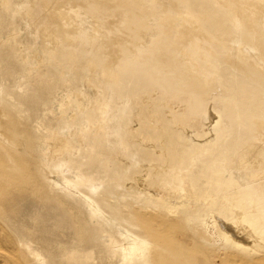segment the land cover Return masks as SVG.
<instances>
[{"label": "rangeland", "instance_id": "1", "mask_svg": "<svg viewBox=\"0 0 264 264\" xmlns=\"http://www.w3.org/2000/svg\"><path fill=\"white\" fill-rule=\"evenodd\" d=\"M45 1L55 0H0V177L19 165L39 172L37 195L12 197L10 214L0 209V264H54L51 255L264 264V0H209L222 19L183 0H58L62 14ZM187 9L205 34L183 37L178 14ZM87 14L96 30L82 25ZM88 88L95 106L81 102ZM54 136L68 144L56 156ZM168 145L178 148L169 163ZM107 189L120 217L164 218L167 245L143 238L144 258L125 259L122 246L140 230L107 222Z\"/></svg>", "mask_w": 264, "mask_h": 264}, {"label": "bare ground", "instance_id": "2", "mask_svg": "<svg viewBox=\"0 0 264 264\" xmlns=\"http://www.w3.org/2000/svg\"><path fill=\"white\" fill-rule=\"evenodd\" d=\"M184 2H187L194 10H202V11H205L206 14H212L213 16L215 17H218L220 19L223 18V14L220 12V11H216V10H213L209 7L210 5V1L209 0H183ZM45 4L46 6H48V8H50L48 11L50 13V11H53L55 13H59V14H62L63 11H62V8H63V5L58 1V0H55L54 2L52 3H49L47 1H45ZM262 7H258L256 8L257 11L261 10ZM255 10V11H256ZM262 11V10H261ZM179 18L181 20V30H183L184 34H183V37L184 38H191L193 35L195 34H198V35H201V34H205L206 31L202 28L201 24H200V21H199V17L197 16V14L191 12L189 9L183 11V12H180L179 14ZM55 17V15H54ZM238 22V20H236ZM82 25L85 27V28H90L91 30H96L97 29V26H98V22H97V18L94 16V15H91V14H87L85 15L83 21H82ZM88 25V27H86ZM79 30V29H78ZM84 30V29H83ZM89 30V29H88ZM85 31V30H84ZM87 31V29H86ZM219 32H221L224 36L226 37H231L233 35V32L228 29V28H223V29H220L218 30ZM45 35L47 39H51L55 42H57V39H56V36L54 35H49V34H43ZM46 39V40H47ZM56 45V44H55ZM241 47H245L244 45H240ZM240 47V48H241ZM54 48V47H52ZM245 50V49H244ZM249 54V53H248ZM253 54V53H252ZM251 55V54H250ZM94 66V65H93ZM95 69V68H94ZM112 73V72H111ZM88 87V86H87ZM96 92V90H94ZM97 94V93H96ZM96 94L94 95V92L92 93V89L88 88V91L86 92V95H84V97L81 99V102L84 104L90 102L91 104H95V102L97 101V97H96ZM79 96V95H77ZM80 98V97H79ZM128 100V99H127ZM98 104V103H97ZM91 105V106H93ZM95 106V105H94ZM210 120V119H209ZM263 123V122H262ZM261 124V123H260ZM137 127V126H136ZM90 128V127H89ZM83 136V134H82ZM171 144V142H169ZM259 144V146L263 147L264 145V135L259 139V141L257 142ZM50 146H51V155L52 156H56V154L59 153V151L63 150L65 147H66V139H63L62 137H58V136H54L52 140H50ZM68 145V144H67ZM173 145V144H172ZM173 150H178V148L174 145V146H171V145H168V147L166 148L165 150V154H166V162L169 163L170 159L173 157L172 154H171V151L170 149ZM183 150V149H181ZM181 150H179V152L181 153ZM178 153V152H177ZM146 157L149 158V161L153 164V166L157 169V170H165V169H168V165L169 164H166L165 162L163 163H159L155 160L154 156L152 155L150 157V153H145ZM2 156V155H1ZM176 156H174L175 158ZM51 159V158H50ZM52 160V159H51ZM3 161V160H2ZM6 164V163H5ZM165 168V169H164ZM16 172H18L17 174H7L6 176H1L0 177V180L4 179L3 181L5 182V185H0V209H4L6 211V213L10 214L11 210H12V207H11V203H10V200L12 197H32L34 195H37V175L39 172H37V170H33L32 168H27V167H24V166H21L19 165L18 168L16 170H14ZM11 172V171H10ZM46 172V171H45ZM50 176V174H49ZM40 178V177H39ZM144 178H137L135 181L138 182V183H142V180ZM64 180V179H63ZM65 181V180H64ZM86 181V179H85ZM61 182V181H59ZM66 183V182H65ZM92 183V182H91ZM88 184V182H87ZM94 185H96L95 187H97V183H95ZM59 186H61L63 189L67 190V191H71L73 190L71 188V186L67 185V184H64L62 183V185L60 184ZM93 184L91 185L90 188H92ZM141 186V185H140ZM73 187V186H72ZM94 188V187H93ZM96 189V188H95ZM152 190H155V189H152ZM155 192H157L159 194V196H163L165 197V193H163L162 191H160L159 189L155 190ZM156 193V194H157ZM157 194V195H158ZM79 195V194H78ZM81 195V194H80ZM112 195V192L111 190L107 189L104 191L103 195H102V198L99 200V203L101 204L100 206L102 207H105L107 208L110 213L107 214V219H108V223H109V220H113V221H119V222H124V223H127L130 227H133V228H138L140 231V234H138L139 238H133V241L129 244H125L122 246V249H123V256L125 259H128V258H132V257H137L139 259H142L144 258V252H143V249L144 247L142 246L143 244V238H152V240L154 241H157V242H160L163 244H166L167 245V242L169 241L168 237L166 235L167 234V221L164 219V218H155L154 215H148V212L147 214H143L139 211H135L134 213L130 214V216L128 218H122L120 217L119 215V212L117 211V209H114L110 206L109 204V198L110 196ZM86 200V199H85ZM90 204V207H92V213H91V217L97 215L98 213H100V210L97 208V206H95L93 203H89ZM99 206V207H100ZM90 209V208H89ZM136 209V208H135ZM101 214V213H100ZM99 215V214H98ZM155 215H158V214H155ZM97 217V216H96ZM95 217V218H96ZM158 217V216H157ZM160 217V216H159ZM170 217V216H169ZM94 218V217H93ZM106 218V217H105ZM170 220V219H168ZM106 222V220H104ZM172 221V220H171ZM175 221V219H174ZM112 222V221H111ZM177 222V220L175 221V223ZM121 224V223H120ZM174 225V224H173ZM2 226V225H1ZM171 226V225H170ZM176 226V225H175ZM173 226V227H175ZM1 228V231H2V228L3 227H0ZM176 228V227H175ZM179 229V228H178ZM231 229V228H230ZM25 231H28V230H25ZM230 231V230H229ZM7 232V231H6ZM132 233V231H130ZM231 232V231H230ZM2 233V232H0ZM4 233H5V230H4ZM129 233V232H128ZM129 234L132 236V234ZM3 234V233H2ZM32 235H36V233H31ZM135 234V233H134ZM122 235V234H121ZM4 237V234L2 235ZM1 234H0V238L2 237ZM8 236H9V233H8ZM129 236V237H131ZM172 236V235H171ZM177 236V234L175 235V237ZM232 237H233V234H232ZM10 238V236L8 237V239ZM12 238V237H11ZM11 238L8 240L10 243L12 241ZM234 238V237H233ZM6 243H9L7 241V238L5 237L4 238ZM126 239V238H125ZM131 239V238H129ZM238 239V238H237ZM1 240V239H0ZM13 240V239H12ZM91 241L95 242V238L94 237H91L90 238ZM235 240V239H234ZM242 240V239H241ZM2 241V240H1ZM194 242V240H193ZM1 243V242H0ZM142 243V244H141ZM13 243H11L12 245ZM175 244V243H174ZM177 244V243H176ZM188 244V243H187ZM243 244V243H242ZM3 245H4V240H3ZM15 245V243H14ZM122 245V244H121ZM247 245V243H246ZM13 246V245H12ZM178 246V244H177ZM5 247V245L3 246V248ZM111 247H112V250L114 249V253L117 254V249L120 246V243H118L117 241L115 242L113 239L111 240ZM196 246H194L195 248ZM12 247L10 246V249ZM14 248V247H13ZM9 247L7 248V251H8ZM9 249V250H10ZM17 249V247H16ZM15 249V251H17ZM14 250V249H13ZM195 249H193L194 251ZM197 250V249H196ZM195 250V251H196ZM201 251V250H200ZM11 253V250L9 251ZM19 252V251H18ZM202 252V251H201ZM120 253V252H119ZM200 253V252H199ZM17 253H15L16 255ZM221 254V253H220ZM3 255V254H2ZM14 255V253H13ZM14 255V256H15ZM199 255V254H198ZM223 254H221L222 256ZM225 255V254H224ZM17 256V255H16ZM15 256V257H16ZM114 256V255H113ZM57 257V256H56ZM55 256L51 255L50 258L52 260H54V264H74V259L75 258H72V256H69L70 259H66L63 260L64 258H56ZM216 257V256H215ZM2 258L5 259V257L3 256ZM254 258V257H253ZM1 259V257H0ZM19 259V258H18ZM17 259V260H18ZM123 259V261L125 260ZM133 259V258H132ZM214 259V258H213ZM220 259V258H219ZM225 259V258H224ZM131 260V259H130ZM223 260V259H222ZM4 261V260H2ZM10 261V260H9ZM8 261V262H9ZM226 261V260H225ZM264 261V259H263ZM5 262V261H4ZM3 262V263H4ZM6 262V264H10ZM132 262V261H131ZM16 263V262H14ZM126 263V261H125ZM13 264V263H12ZM19 264V263H18ZM22 264V263H20ZM81 264H88L86 261L85 263H81ZM140 264H147L146 262H143V263H140ZM223 264V263H222Z\"/></svg>", "mask_w": 264, "mask_h": 264}]
</instances>
